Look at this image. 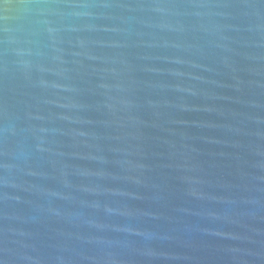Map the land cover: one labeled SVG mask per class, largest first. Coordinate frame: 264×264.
<instances>
[{"label":"water","instance_id":"1","mask_svg":"<svg viewBox=\"0 0 264 264\" xmlns=\"http://www.w3.org/2000/svg\"><path fill=\"white\" fill-rule=\"evenodd\" d=\"M0 264H264V0H0Z\"/></svg>","mask_w":264,"mask_h":264}]
</instances>
